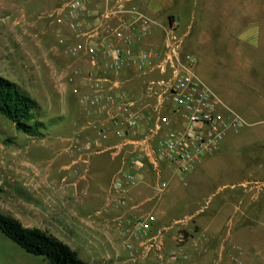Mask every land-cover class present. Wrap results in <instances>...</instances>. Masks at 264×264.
I'll return each instance as SVG.
<instances>
[{
  "label": "built area",
  "instance_id": "built-area-1",
  "mask_svg": "<svg viewBox=\"0 0 264 264\" xmlns=\"http://www.w3.org/2000/svg\"><path fill=\"white\" fill-rule=\"evenodd\" d=\"M89 0H57L50 10L40 14L54 25V49L69 59L60 72L77 96L84 120L65 137L63 151L75 158L64 169L82 164L73 172L85 178L90 156L107 152L119 160L112 173L105 206L135 208L129 203V190L143 182L148 173L154 196L168 186L162 178L163 164H173L180 174L190 172L204 157L212 154L230 128L245 120L227 110L216 93L195 74L196 56L183 49L178 22L164 28L161 50L139 49L137 43L149 31V18L125 0L107 1L102 10L88 8ZM131 19L125 21L124 15ZM131 70L140 79L139 93L125 89L120 76ZM113 135L115 143H106ZM77 185V183H75ZM125 222L124 212L112 218ZM127 222L131 234L141 238L139 256L154 251L159 258L175 261L177 249L165 250L163 232L181 220L162 225L149 234L157 221L147 212ZM177 241L180 236L177 232ZM127 247L132 244L127 242Z\"/></svg>",
  "mask_w": 264,
  "mask_h": 264
},
{
  "label": "rangeland",
  "instance_id": "rangeland-1",
  "mask_svg": "<svg viewBox=\"0 0 264 264\" xmlns=\"http://www.w3.org/2000/svg\"><path fill=\"white\" fill-rule=\"evenodd\" d=\"M19 1L22 2L21 0L15 2ZM220 1L217 0L215 3ZM234 1V4L231 1L220 2L218 8L213 9L204 6L202 0H186L180 8V16L185 18L191 8L196 13V19L191 33L184 37L183 49L196 54L198 58L196 72L206 85L228 106L247 119L248 110L259 106L258 103L262 98L259 93L264 94V87L260 82L261 80L264 82V21L261 17L262 12L258 11L264 8L257 6L258 9L254 13V10H249L256 7L253 3L248 0H238V3L237 0ZM8 3V0H0V76L17 83L24 92L38 102L39 117L45 125L41 130L42 137H31L16 130L13 123L0 114V209L11 213L22 207L23 201L18 198L27 197L29 193L17 188L29 186L31 182L27 175L36 172L33 182L38 183L37 179L46 177L47 180H54L53 186L62 185L72 192L71 200L74 204L68 205L76 215L62 212L59 216L60 219L65 218V223L68 222L66 227H69L72 219L84 218L85 222L90 218L101 219L103 224L100 223L97 228V232L101 233V241L108 238L113 242L111 236H114L122 245L119 248V256H115L113 249L108 250L105 247V250H100L98 247L93 253L92 248L87 247L91 245L89 238L80 234L81 229L85 228L81 226L78 232H73L72 235L64 232L66 243L78 253L79 257L89 264L118 262L143 264L147 259L153 260L154 251L149 252L147 256H139L140 251L135 247L131 234L132 224L126 222L118 224L112 219L122 214L125 207L118 209L105 206L109 180L116 166L108 154L91 155L87 175L78 182L74 181L78 177L73 169L76 168L77 172H81V163L76 164L73 169L63 168V165H69L75 158L71 153L63 151L67 144L64 138L72 133L76 124L84 120L77 96L71 91V83H65L60 76L61 69L69 63V59L55 51L56 37L53 33L55 28L46 18H41L44 32L36 30V34L31 35V51L27 54L16 46L15 51L12 52L10 46L13 38L16 40V34L22 36V32L20 24L15 26V31L11 29L13 17L8 13ZM247 5L253 8H248ZM218 16L220 19L214 24ZM33 19H36L35 14L31 20ZM231 19H234L232 26L227 23ZM250 34L254 41L246 43V36ZM249 51L252 53L251 63L247 65L244 58ZM235 57L236 64H231ZM250 128L240 127L237 134L228 132L227 137L225 136L227 141L223 143L218 159L224 156L226 161V157L229 159V156L240 155L239 150L243 152L242 149L246 147L241 141L252 133H248ZM232 139L238 141L234 143ZM261 165L264 169V161ZM168 175L170 174L163 177L170 188L173 184L183 188L184 175L177 171L171 178ZM75 187L79 194L76 205L73 199ZM85 189L87 193L83 194L82 191ZM155 198L157 197L153 196L152 199L142 202L140 209L135 213L128 209L124 216L133 219L135 215L150 212L152 207L156 212V208H162V203L166 204V202L161 201L164 197L159 200ZM28 200L32 201V199ZM155 226L156 222L153 228ZM110 241H108L109 245ZM127 242L132 244V248L127 247ZM0 264H44V259L42 256L26 252L0 231Z\"/></svg>",
  "mask_w": 264,
  "mask_h": 264
},
{
  "label": "crops",
  "instance_id": "crops-1",
  "mask_svg": "<svg viewBox=\"0 0 264 264\" xmlns=\"http://www.w3.org/2000/svg\"><path fill=\"white\" fill-rule=\"evenodd\" d=\"M15 1L8 0L7 10L9 15L13 17L11 29L15 31V26L20 24L22 36L16 34V40L13 38L10 50L14 52L15 47L18 46L19 49L28 54L32 45L31 35L36 34V30L44 32L43 20H41L40 14L53 8L57 0ZM107 1L111 2L112 0H89L87 6L90 9L102 10L105 8ZM185 1H124L127 8H137L150 20L148 33L137 43L139 49L161 50L164 45V28L171 20L178 22L177 33L183 36L184 41V37L191 33L196 19V13L191 8L185 18L180 16L181 12L179 11H181L180 8ZM216 1L202 0V4L204 6L207 5L208 8L216 9L220 2L227 3V1H231L232 4L235 2L234 0H221L216 4ZM248 2L256 5L254 9H249L254 10V13L258 8H264V0H248ZM247 7L253 8L249 5ZM258 11L262 12L261 17L264 21V10ZM34 14L36 19L31 20L34 18ZM199 15L201 14L199 13ZM202 16L205 17L203 13ZM124 19L128 21L131 16L125 14ZM219 19V16L216 17L214 24ZM227 23L232 26L234 19L228 20ZM53 33L55 35V31ZM245 40L246 43L254 41L251 34L248 37L246 36ZM183 47L185 48L184 42ZM56 52L60 55L58 51ZM251 54V51H249L244 58L247 65L251 63ZM194 55L196 56V54ZM197 62L198 58L194 70L196 76L201 79L196 72ZM230 63L236 64V57ZM130 75L131 70H126L120 76L125 79L123 87L137 94L139 93L140 79L137 75ZM250 79V75H248V80ZM260 82L262 87H264V82L262 80ZM216 95L218 96V94ZM259 96L262 97L258 103L259 106L248 110L249 116H246L247 119L238 114L218 96L223 104L220 109L224 113L229 109L245 120L244 124L236 128H230L226 134L228 132L229 134H237L240 127L243 126L251 127V130L247 131L252 133L241 141V143L246 144V147L242 149L243 152L239 150L240 155L229 156V159L226 157V161H224V156L218 159L219 151L223 143L227 141H225L227 137L225 134L226 137H223L212 154L199 161L190 172L182 174L186 181H183V188L173 184L172 188L167 186L159 196H154V190L151 185L155 178L151 173H148L143 182L129 190V203L138 202V206L135 208L126 207L124 214L128 209L132 213L137 212L142 202L152 199L153 196L157 197L155 200L164 197L161 201L165 200L166 204L162 201V208H156V212L153 207L151 208L150 212L156 215L157 221L155 228L152 227L149 234L154 233L162 225L181 220V223L163 232L164 249L179 250V258L175 261H166L154 253L155 258L152 257L153 260L146 258L147 260L143 261V264H264V169L263 165H261L264 161V94L259 93ZM116 140L117 138L111 135L106 143H115ZM231 141L235 143L238 140L232 139ZM108 157L115 162L116 169L120 163L119 160L113 159L109 154ZM163 168H165V171L162 178L167 174H170L168 176L171 178L177 171L174 165L169 163H164ZM35 175L36 172L32 175H27L29 182H31L29 186L24 185L22 188H17L18 190H23L24 193H29L27 197L18 198V200L23 201L22 207L13 210L11 213L7 212V214L17 218L25 226H34L46 230L65 243L67 240L64 232L72 235L73 232H78L81 226H85L84 229H81L80 234L89 238L91 245L87 247H91L93 253L98 247L100 250H105V247L108 250L109 248L113 249L115 256L120 255L119 248L122 245L117 237L111 236L113 242L108 238L101 241V233L97 232V228L103 220L90 218L85 222L84 218L72 219L69 227H66L68 222L65 223V218L60 219L59 216H61L62 212L63 214L70 212V214L76 215L75 211L72 212L69 208L71 206L68 205L69 203L74 204L71 200L72 192L68 188L62 187V185L53 186L54 180H47L46 177L37 179L36 182L38 183H35V181L33 182ZM82 193L86 194V189ZM28 199H32V201ZM73 199L76 205L77 201H79L76 187ZM166 207L170 209V212L165 209ZM66 209L68 210L65 211ZM0 211L6 213L2 209ZM125 218V222L129 223L127 222V217ZM74 228H76L75 231ZM177 232L180 236L178 241ZM140 239L133 236V242L137 249H140ZM108 241L111 242L110 245ZM104 243L108 245L105 246ZM117 264L120 263L118 262Z\"/></svg>",
  "mask_w": 264,
  "mask_h": 264
},
{
  "label": "trees",
  "instance_id": "trees-1",
  "mask_svg": "<svg viewBox=\"0 0 264 264\" xmlns=\"http://www.w3.org/2000/svg\"><path fill=\"white\" fill-rule=\"evenodd\" d=\"M39 104L20 86L0 76V114L15 129L31 137H42L44 122ZM0 231L26 252L42 256L45 264H89L67 243L46 230L23 225L17 218L0 211Z\"/></svg>",
  "mask_w": 264,
  "mask_h": 264
}]
</instances>
